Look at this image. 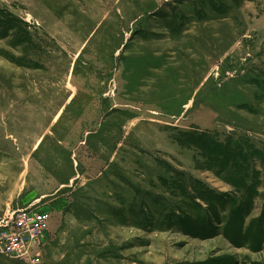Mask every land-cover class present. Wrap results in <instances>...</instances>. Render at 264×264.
<instances>
[{
	"label": "rangeland",
	"instance_id": "374dc122",
	"mask_svg": "<svg viewBox=\"0 0 264 264\" xmlns=\"http://www.w3.org/2000/svg\"><path fill=\"white\" fill-rule=\"evenodd\" d=\"M0 264H264V0H0Z\"/></svg>",
	"mask_w": 264,
	"mask_h": 264
},
{
	"label": "built area",
	"instance_id": "2783aa9c",
	"mask_svg": "<svg viewBox=\"0 0 264 264\" xmlns=\"http://www.w3.org/2000/svg\"><path fill=\"white\" fill-rule=\"evenodd\" d=\"M22 214H23V216H24V217H26V213H25L24 211L22 212ZM23 221H24V219H23ZM18 223H21V224H23L24 222H20V221H18ZM27 225L29 226V224H28V223H27Z\"/></svg>",
	"mask_w": 264,
	"mask_h": 264
}]
</instances>
